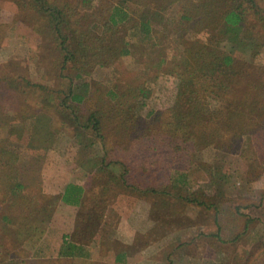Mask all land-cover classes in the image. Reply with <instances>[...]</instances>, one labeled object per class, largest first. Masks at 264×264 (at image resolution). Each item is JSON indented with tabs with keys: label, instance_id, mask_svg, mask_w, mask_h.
Returning <instances> with one entry per match:
<instances>
[{
	"label": "rangeland",
	"instance_id": "1",
	"mask_svg": "<svg viewBox=\"0 0 264 264\" xmlns=\"http://www.w3.org/2000/svg\"><path fill=\"white\" fill-rule=\"evenodd\" d=\"M91 1L63 29L87 57L72 61L33 1L0 0V264H264V0H121L123 46L81 37L106 17ZM230 10L242 30L224 29ZM83 14L99 26L82 28ZM93 41L94 54L79 48ZM72 79L85 97L76 121L60 98ZM70 183L85 188L78 209L60 200ZM131 186L163 190L157 219L171 228L151 233L144 260L114 262Z\"/></svg>",
	"mask_w": 264,
	"mask_h": 264
},
{
	"label": "trees",
	"instance_id": "2",
	"mask_svg": "<svg viewBox=\"0 0 264 264\" xmlns=\"http://www.w3.org/2000/svg\"><path fill=\"white\" fill-rule=\"evenodd\" d=\"M33 1L36 5V9L38 12H45L46 14L42 15L45 20L47 19L48 23L47 26H50V28L55 31L56 33L54 34V44L58 50V52L60 54H62L64 56V59L66 58V60H74L77 59V57H79V59L83 58L84 55L81 54L80 51L76 50H70V41L71 38H69V35L64 34L63 29H70L72 23H77V21L73 19H70L71 21H68L67 18L68 17H72V13L75 10H79V8H81L77 2V0H73V4H71L70 2H66L64 3V5H62V3H58L57 0L55 1V5L54 7L50 9H47V6L50 5L46 0H30V2ZM91 0H80V5H82L83 7H85V5L90 2ZM128 1V0H127ZM92 2V1H91ZM32 3V2H31ZM99 10L101 12V8L103 10V13L106 14V17L104 16V20H103V24H101L102 30L100 34H95L94 36H88L85 35V31H81L83 34H81V37L84 36L85 38H87L88 40L90 39H95L97 42H100V44L103 46L105 42H107L108 44H111V42H113V40H119L120 43L123 45H125V41L123 40V38H115V36L117 35V31L119 30V28H125L129 22H130V17L128 12L125 9V4L122 3L121 0H116V3L114 5H112L110 8L109 6H106L104 4V0H99L97 3ZM75 16V15H74ZM49 17V18H48ZM88 18L90 19L91 16L89 14H83L82 16V21L83 24H80V26L82 28H86L88 27V23H98L99 26V18H97V20H88ZM86 19V20H85ZM222 21H223V27L226 31H235L236 29L240 28L242 30V28L245 26V21L241 16V13L237 10H230L227 12H224L222 17H221ZM50 20V21H49ZM136 26V29H138L137 31H141L142 33L145 32V34H148L151 30H150V26H149V21H143V20H139V22H136L134 25V28ZM129 28V26L127 27ZM79 28H77L78 30ZM89 29V27H88ZM77 30H74L76 32H78ZM89 32V31H87ZM117 42V41H116ZM89 43V42H87ZM85 44V42L81 43V46L79 48H81L82 46L85 48H88L89 51H93L92 54H94V49L91 48V46L93 45L94 41L91 44ZM85 44V45H84ZM122 54H126L128 53V50H121ZM89 57V55H87ZM85 59L87 58L86 56L84 57ZM223 61L225 63V65H231V63H233V60L231 58L230 55L226 54L223 56ZM91 65V64H90ZM76 74L75 77H80V72H79V68H76ZM84 70V69H83ZM74 79H72L68 85V88L66 90H64L63 92H61L60 98H61V103L63 105V107L65 108V106L67 107L68 111H70L69 116L73 118V121H76L77 118V113H76V108L77 106H82V104L84 103L85 97H83V93H81V85L77 86V89L75 88L76 86L72 85V81ZM81 83V82H80ZM82 86H84V83H81ZM53 94V93H52ZM54 95V94H53ZM49 99V98H48ZM68 102V103H67ZM65 114V113H63ZM40 115L37 116V118L35 119L36 122L39 121ZM72 121V122H73ZM13 129L14 128H10ZM47 132L50 134V132H54L53 131V127L50 125ZM28 138V136H27ZM49 145L52 143V140H49ZM47 147V148H48ZM47 148H42V151L38 150L37 148L33 151L34 154H38L39 156L43 157L44 154L47 151ZM28 151H30V148H27ZM124 181V180H122ZM136 186V185H135ZM131 186V189L133 190V192H137L139 191L136 187ZM141 188V187H139ZM85 191L84 186H76V185H67L62 193V196L60 198L61 202L66 204V205H71V206H76L79 207L82 206V195L83 192ZM144 191H146V189H144ZM163 190H154V192L157 193H162ZM149 193V192H148ZM240 235V234H238ZM237 235V236H238ZM236 236V237H237ZM72 244H69L68 246H65L67 250L71 251V254L74 250H79V255L83 256L84 254L80 253L82 250H85L84 246H80L75 244V242H71ZM86 247V246H85Z\"/></svg>",
	"mask_w": 264,
	"mask_h": 264
},
{
	"label": "crops",
	"instance_id": "3",
	"mask_svg": "<svg viewBox=\"0 0 264 264\" xmlns=\"http://www.w3.org/2000/svg\"><path fill=\"white\" fill-rule=\"evenodd\" d=\"M70 184L76 185V186H83V185L74 184V183H70ZM70 184H67V185H70ZM84 195H85V191L83 192V195H82V203H83ZM157 199H159L157 193H148L147 191H144V189H139V191L137 192L134 191L133 193H130L127 196H124V202L127 205V212L124 215L125 216L124 224H126L127 226V234L125 236L126 237L128 236V238L125 242H123L124 243L123 250L121 252H113L114 262H124L126 259L127 260L130 259L131 262H138V261L144 260V257L142 255V249L150 246L148 240L149 238L151 239V233H155L157 236H159L158 238L162 240L164 236V231L170 230L171 227L168 228L167 226H164V224H162V221H160V219L158 221L157 219V216L159 214L158 213L159 207H162V203L158 202ZM152 202H155L154 205ZM239 205L241 208L245 206L240 203ZM67 206L71 207V205H67ZM73 207L75 208L76 206H73ZM138 207L140 209V214H139L140 218L138 219L139 225L136 226L137 222L135 218H133V215L134 213H136ZM236 207H238V205H236ZM78 208L79 207H76V209ZM114 208H116V204H114ZM144 215H145V219H147L148 216H151L152 218L154 216L155 218L154 219L155 223L148 229L144 227L143 225ZM236 216H237V213H235V217ZM241 225L242 226L237 228V230L244 229L243 228L244 222H242ZM175 229L177 230L178 228H175ZM221 230L222 229H220V232L218 233V237L221 239L223 238V241H225L228 238L226 235H224V233L222 234ZM224 230L225 228L223 227V232ZM237 235L238 233L236 234V236ZM194 236H196L195 232H193L192 238H194ZM88 246L89 245H86V247ZM136 248H138L139 254L138 256L132 258L131 256L135 253Z\"/></svg>",
	"mask_w": 264,
	"mask_h": 264
}]
</instances>
